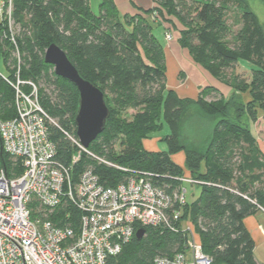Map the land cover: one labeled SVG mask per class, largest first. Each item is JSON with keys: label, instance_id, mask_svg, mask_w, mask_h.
I'll return each instance as SVG.
<instances>
[{"label": "trees", "instance_id": "obj_1", "mask_svg": "<svg viewBox=\"0 0 264 264\" xmlns=\"http://www.w3.org/2000/svg\"><path fill=\"white\" fill-rule=\"evenodd\" d=\"M153 2L141 13L120 16L113 0H100L98 13L91 10L89 0H12L14 26H19L14 29V45L0 21V60L8 73L4 75L10 81L18 76L35 84L39 104L54 121L47 126L56 158L69 165L77 153L68 135L76 138L78 91L43 60L45 49L55 43L81 76L103 92L109 109L103 131L87 150L112 165L82 152L72 165L73 177L91 167L102 182L113 186L130 172L146 171L156 175L155 185L173 190L182 185L177 177L187 170L199 182L193 183L199 194L184 204L177 223H191L212 264H257L243 219L257 208L264 210V154L251 130L258 120L256 107L263 111L264 121V32L255 14L243 5L241 25L229 45L228 0ZM153 11L156 17L151 18ZM165 22L179 28L178 44L192 61L230 87L228 97L211 85L201 88L195 98L179 97L166 87L163 45L153 32V26L163 29ZM169 30L164 28V33ZM239 60L251 65L248 80L226 73ZM127 108L135 110L130 118L118 114ZM14 114V88L0 77V119ZM164 127L168 132L160 139L166 150L144 149L143 139ZM116 143L119 151L114 149ZM179 151L185 155L184 168L171 159ZM0 165L8 176L22 171L19 160L3 150L1 137ZM76 215V209L66 204L65 210L49 218L72 224ZM143 228V237H132L109 264H152L155 255L172 256L186 245L185 232L165 226Z\"/></svg>", "mask_w": 264, "mask_h": 264}, {"label": "built area", "instance_id": "obj_2", "mask_svg": "<svg viewBox=\"0 0 264 264\" xmlns=\"http://www.w3.org/2000/svg\"><path fill=\"white\" fill-rule=\"evenodd\" d=\"M0 21L7 27L5 36L16 45L12 0H0ZM164 38L170 41L173 36L166 31ZM0 77L14 88L15 110L14 116L0 119L2 148L22 168L20 174L8 176L0 165V264H109L136 229L145 226H165L188 236L183 251L155 255L152 264H212L191 224L177 223L186 203L183 185L167 190L155 185L156 175L146 171L130 172L113 186L102 182L91 167L73 177L72 165L82 152L112 164L69 135L77 153L69 165L61 163L48 138L47 124L54 121L39 104L35 84L18 76L16 81L2 73ZM24 85L29 89L24 90ZM177 178L199 183L189 176ZM64 203L76 209L75 223L60 224L49 218V212ZM32 204L40 206L36 218Z\"/></svg>", "mask_w": 264, "mask_h": 264}, {"label": "rangeland", "instance_id": "obj_3", "mask_svg": "<svg viewBox=\"0 0 264 264\" xmlns=\"http://www.w3.org/2000/svg\"><path fill=\"white\" fill-rule=\"evenodd\" d=\"M99 3H100V0H89L90 8L94 13H98ZM243 5H246V9L250 10L251 12H253L255 14V16L258 19L259 24L262 27L263 32H264V1L263 0H228L227 4L225 6V21H226L230 31H229L228 35L225 37V41L229 45H232L234 34L239 29V27L241 25V14H242V11L244 10ZM141 12L142 11H140L139 13H141ZM121 15L123 16L124 14H121ZM18 26H19L18 24L15 25L14 29L16 31H17ZM169 31H171V30H169ZM153 32H154L155 36L157 37V39L159 41H161V43L164 46L165 45L166 46H173L172 40L171 41H167V40L165 41L164 40L163 34H162L163 30L161 27L153 26ZM176 42L178 43V39H176ZM165 65H166V73H165L166 84L169 86H176V84L181 81L180 76H182V74L178 72L179 67L177 68V66H179V65H177V62H175V59L173 57L169 58V59L167 58ZM180 68L185 73V79L189 78L191 80V84H194L196 82V81H194L193 78H195L196 80L199 78L198 75L196 74V72L194 70H192V68L189 67V65H186L184 63V68L181 66H180ZM250 72H251V65H250V63H248L247 61H244V60H239L232 69L226 70V73L228 75L231 73H234L240 79H243V80L249 79ZM0 73L8 75L6 68L2 63V60H0ZM207 99H212V97L209 96V97H207ZM134 111L135 110H133V109L127 108L126 110H122L119 112L117 111V112H118V114L122 115L124 118H130L131 115L134 113ZM256 111H257L258 120H256L255 122L252 123L251 130H252L253 135H256V138L257 137L259 138V139L258 138L256 139L257 145L264 152V121L262 119L263 111L261 110L260 107H256ZM167 132H168V129L166 127H164L162 131L155 133L152 137L160 138L163 134H166ZM156 143H157L158 149L160 151L166 150L167 146H166V143L164 141H161L160 139H158L156 141ZM143 147L145 149H149V144L146 143V144H144ZM114 149H115V151H119L120 146L118 143H116L114 145ZM235 157H238V152L235 154ZM102 159H104V158H102ZM183 187L186 188V201L188 203H190L192 200L197 198V196L199 194V188H198V186H196V184L194 185V184H190V183H184ZM191 197H193V198H191ZM31 206H32V216H33V218H36V216H38L37 214L39 213L38 210H39L40 206L36 205V204H32ZM65 208H66V203H64L59 208H57V210L49 212V215H51L53 213L55 214L59 209L65 210ZM55 222H58V220Z\"/></svg>", "mask_w": 264, "mask_h": 264}, {"label": "crops", "instance_id": "obj_4", "mask_svg": "<svg viewBox=\"0 0 264 264\" xmlns=\"http://www.w3.org/2000/svg\"><path fill=\"white\" fill-rule=\"evenodd\" d=\"M113 2L120 16H122L121 14L133 15V14L139 13L140 11L150 9L154 5L153 0H113ZM176 26L180 27V24L176 22ZM178 27L177 29H179ZM164 28L170 29L171 30L170 32L173 36L172 38L173 46H166V45L164 46L162 44L165 62L167 58L169 59L173 57L175 59V62H177V65H179L177 66V68L179 67L178 72L182 74V76H180L181 81L177 83L176 86H169L166 84V87L174 90L177 96L179 97L195 98L197 94L199 93V91L201 90V88H203L206 85H211V86L218 88L222 92L223 96L228 97L231 94L230 87L222 84L216 78L212 77L200 65L198 64L196 65V63L192 61L187 51L179 46V44L176 42V39L179 36L177 29L171 28L167 22L163 23V29H162L163 38H164ZM184 63L186 65H189V67H191L192 70H194L199 77L197 80L193 78L194 81H196L194 84H191V80L189 78L185 79V73L180 68V66L184 68ZM243 99L245 101L248 100L247 93L243 94ZM254 136H255V139L258 138V137L256 138V135ZM149 139H143L142 141L143 146L146 143L149 144V149H146V150L160 151L156 143V141L160 138L151 137ZM261 152L264 154L262 150ZM171 159L176 164L184 168L185 155L183 151H179L175 154H172ZM184 176H187V177L189 176V172L187 170H184ZM184 183H182V185H184ZM186 223H190V222L186 221ZM243 223L246 229L249 231L251 238L253 239V242H254L253 255H254V259L256 263L264 264V210L262 208H257L253 213H250L244 217Z\"/></svg>", "mask_w": 264, "mask_h": 264}, {"label": "water", "instance_id": "obj_5", "mask_svg": "<svg viewBox=\"0 0 264 264\" xmlns=\"http://www.w3.org/2000/svg\"><path fill=\"white\" fill-rule=\"evenodd\" d=\"M43 60L53 67L55 75L71 82L78 91V104L74 116L75 135L80 144L87 148L103 131L109 109L103 92L89 80L83 78L69 60L67 54L55 43L45 49ZM144 228H137L134 238L143 237Z\"/></svg>", "mask_w": 264, "mask_h": 264}]
</instances>
